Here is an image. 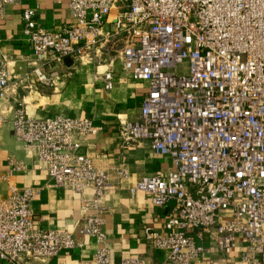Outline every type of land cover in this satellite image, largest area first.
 I'll return each mask as SVG.
<instances>
[{
	"label": "built area",
	"instance_id": "2783aa9c",
	"mask_svg": "<svg viewBox=\"0 0 264 264\" xmlns=\"http://www.w3.org/2000/svg\"><path fill=\"white\" fill-rule=\"evenodd\" d=\"M58 1L67 3L71 23L56 31L39 26L33 8L23 9L30 70L19 77L9 69L13 61L2 55L0 99L17 84L25 83L29 93L36 83L52 86L66 59L82 63L113 55L132 80L148 86L139 116L118 118L119 140L148 141L172 164L164 175L135 185L154 206L172 203L163 227L145 228L144 240L165 251L170 264H195L206 250L204 236L211 234L223 257L243 241L241 263L264 264V0ZM17 3L0 0V15ZM112 79L111 71L103 74L104 89L112 88ZM9 112L15 140L37 159L52 186L78 194V232L99 245L93 263L112 264L99 204L110 175L78 153L81 140L100 128L86 118L32 119L21 104ZM4 120L0 114V125ZM7 161L8 176L22 168ZM114 174L128 178L125 167ZM37 193L10 186L0 200V260L6 264L44 263L81 247L67 231L35 224L30 205Z\"/></svg>",
	"mask_w": 264,
	"mask_h": 264
},
{
	"label": "crops",
	"instance_id": "0c3cea01",
	"mask_svg": "<svg viewBox=\"0 0 264 264\" xmlns=\"http://www.w3.org/2000/svg\"><path fill=\"white\" fill-rule=\"evenodd\" d=\"M25 8H33L37 24L47 30L56 31L71 23L67 3L58 0H18L16 5L4 7L0 15V57L6 55L13 61L9 69L19 77L30 70L26 61L32 58L29 41L22 34ZM70 61L57 67L52 86L36 83L29 93L22 87L25 83L17 84L0 99V114L5 117L0 125V200L8 195L10 186L37 189L30 205L35 224L43 229L67 231L75 243L81 245L63 250L44 263L24 259V264H94L92 259L99 245L94 238L78 232L83 217L78 194L52 186L47 172L38 169L37 159L27 156L15 140L9 108L19 107V104L32 119L86 118L100 128L96 135L81 140L78 153L95 159L99 168L110 175V186L99 204L101 230L112 264L128 258L139 259L143 264H170L165 251L144 240L143 231L145 228L160 230L172 203L154 206L145 193L135 190V185L143 177L164 175L172 169L171 161L156 155L148 141L123 144L117 133L119 117L136 119L139 116L148 86L146 82L132 80L123 71L121 62L109 53H105L101 61L92 58L82 63ZM106 71H111L113 76L110 90L104 89L102 80ZM7 159L22 168L8 176ZM117 167L127 169L126 180L116 177L114 170ZM91 194L90 190L85 192L87 197ZM221 214L224 219L228 218L226 210ZM203 245L206 250L195 264H242L243 241L237 242L228 257L216 250L211 234L204 236ZM0 264L6 263L0 260Z\"/></svg>",
	"mask_w": 264,
	"mask_h": 264
},
{
	"label": "water",
	"instance_id": "95a60500",
	"mask_svg": "<svg viewBox=\"0 0 264 264\" xmlns=\"http://www.w3.org/2000/svg\"><path fill=\"white\" fill-rule=\"evenodd\" d=\"M65 63H71L70 59H66Z\"/></svg>",
	"mask_w": 264,
	"mask_h": 264
}]
</instances>
